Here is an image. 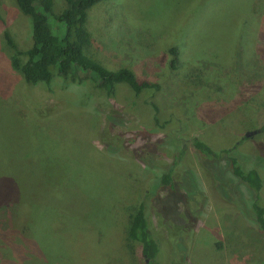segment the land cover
Listing matches in <instances>:
<instances>
[{"label":"rangeland","instance_id":"obj_1","mask_svg":"<svg viewBox=\"0 0 264 264\" xmlns=\"http://www.w3.org/2000/svg\"><path fill=\"white\" fill-rule=\"evenodd\" d=\"M239 2L95 5L88 16L91 55L110 70L128 67L161 86L137 95L119 85L108 98L90 82L28 84L12 65L6 35L18 50L29 49L31 20L15 0H0V166L38 173L35 185L19 190L33 193L32 200L0 204V231L8 233L7 243L11 237L25 243L24 232L34 240L32 250L22 252L33 255L28 264L141 263V247L132 257L124 246L130 201L181 151L173 182L182 195L163 188L167 196L157 199L152 214L161 263L264 264V233L250 214L251 191L227 173L225 158L209 164L192 146L198 138L215 151L231 149L264 180V20L230 23ZM64 6L54 0L56 12ZM169 45L181 51L175 71ZM38 183L44 185L39 193L33 189Z\"/></svg>","mask_w":264,"mask_h":264},{"label":"trees","instance_id":"obj_2","mask_svg":"<svg viewBox=\"0 0 264 264\" xmlns=\"http://www.w3.org/2000/svg\"><path fill=\"white\" fill-rule=\"evenodd\" d=\"M64 1V8L56 12L54 0H15L21 13L31 20L32 46L25 51H20L12 40H9L8 35L6 37L10 47L14 48L12 65L21 72L28 84L51 86L56 78L69 84L82 85L90 82L108 98L116 96L119 85L128 86L137 95L146 90L159 91L161 89L160 84L138 79L134 71L128 67L110 70L91 55L93 37L88 29L89 12L95 5L105 0ZM201 3L205 6H219L220 0H201ZM256 5L259 10L255 11L254 6ZM263 9L264 0H240L237 11L234 8L229 18L227 13L224 17L233 24L253 25L257 23L256 20L259 22L264 20ZM166 52L169 55V68L175 71L181 61V51L177 46L169 45ZM199 72L196 68L191 71L195 76H199ZM154 109L157 111L156 106ZM155 122L159 124V119L155 118ZM192 146L200 159L205 158V162L209 164L212 162L219 164L222 158L227 160L225 165L227 173L247 185L251 191L253 202L250 206L252 208L250 214L252 220L264 233V206L262 205L264 180L260 173L256 169H246L244 162L238 156L232 155L233 150L231 149L215 151L209 143L198 138L193 139ZM184 154L183 151L176 154L177 161L173 162L170 168L161 175L150 176L152 178L150 182H148L150 178L148 180L146 178L144 187L135 192L130 201L131 206L127 212L130 220L124 232V246L125 251H128L127 254L130 253L132 257H136L137 246L141 247L142 260L137 264H162L160 260L162 241L152 228V214L157 199L160 200L167 196L162 197L163 188L169 187L176 191L173 178ZM6 170L5 167L0 166V204L6 200L12 201L15 197H19L16 202L32 200L35 196L33 193L22 195L19 190H27L29 186L35 185L38 173H9ZM153 182L155 183L154 189L149 184ZM12 185L17 186L18 192L12 190ZM42 186L44 185L38 183V187L33 189L39 193ZM172 194H177L178 197L182 195L178 191ZM23 234V238H20L25 243L18 242L12 237L11 243H7L5 239H8V233L0 231V264L30 263L33 255L25 257L22 252L31 251L34 240H26L28 234L26 232Z\"/></svg>","mask_w":264,"mask_h":264},{"label":"water","instance_id":"obj_3","mask_svg":"<svg viewBox=\"0 0 264 264\" xmlns=\"http://www.w3.org/2000/svg\"><path fill=\"white\" fill-rule=\"evenodd\" d=\"M257 133H259V131L248 132L245 137L249 138L250 136H253V135L257 134Z\"/></svg>","mask_w":264,"mask_h":264}]
</instances>
